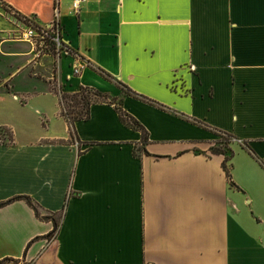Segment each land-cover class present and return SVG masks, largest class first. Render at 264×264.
<instances>
[{"label":"crops","instance_id":"1","mask_svg":"<svg viewBox=\"0 0 264 264\" xmlns=\"http://www.w3.org/2000/svg\"><path fill=\"white\" fill-rule=\"evenodd\" d=\"M59 1L79 74L71 55L36 74L31 46L0 38L18 60L0 80V202L60 213L53 230L23 198L0 205V264H264V0ZM54 4L0 0V16L44 24ZM81 86L148 141L102 100L72 136L59 94ZM216 130L236 137L234 184Z\"/></svg>","mask_w":264,"mask_h":264},{"label":"trees","instance_id":"2","mask_svg":"<svg viewBox=\"0 0 264 264\" xmlns=\"http://www.w3.org/2000/svg\"><path fill=\"white\" fill-rule=\"evenodd\" d=\"M121 88H123L124 90V85L121 86ZM133 94L136 95L137 93L133 92ZM59 95H60V104H61L62 113L65 115V117L69 120V122L72 125L70 131L72 136H74L75 133L73 128L74 122L79 119H88L90 115L91 105L97 101L102 100V101L114 103L115 108L119 112L122 121L127 125L141 131L142 133L141 141L143 143H146L148 141V132L146 128L139 122L137 118H135L132 114H130L127 110H125L122 107L121 99H118L115 96H110L109 94L90 86H81L77 91L74 92L62 91ZM215 133L220 138L216 140V144H213L210 147V150L213 153L224 155V159L222 162L223 168L226 172L227 177L230 179L231 183L234 184V181L232 180V173L230 166L231 165L230 160L234 155V149L232 148V146H229L227 144H230L232 141H234L236 137L222 130H216ZM222 134L226 136L223 137ZM11 138H12V131L0 130V143H5L8 139ZM17 198L25 199V201L33 208L35 214L41 219L52 220L54 225L53 230H56L59 224L60 213L50 212L43 214L41 212L40 204L36 200H34L31 196L18 195L6 201H1L0 205L6 204ZM53 230L50 231L49 233L53 232ZM34 239H36V237ZM3 261L4 260H0V262Z\"/></svg>","mask_w":264,"mask_h":264},{"label":"built area","instance_id":"3","mask_svg":"<svg viewBox=\"0 0 264 264\" xmlns=\"http://www.w3.org/2000/svg\"><path fill=\"white\" fill-rule=\"evenodd\" d=\"M86 0H73L72 7L79 11L81 3ZM60 1L55 0L54 14L48 23H38L32 17L23 16L15 11L9 15L12 16L13 34L9 39L16 41H27L31 45L32 52L36 56L41 54L54 55L55 61L59 62L63 55L72 56V74H79L89 63L72 49L69 42L65 39L64 29L61 21ZM8 10V9H7ZM8 39V38H7ZM54 235L48 241L54 239Z\"/></svg>","mask_w":264,"mask_h":264},{"label":"rangeland","instance_id":"4","mask_svg":"<svg viewBox=\"0 0 264 264\" xmlns=\"http://www.w3.org/2000/svg\"><path fill=\"white\" fill-rule=\"evenodd\" d=\"M2 5V4H1ZM3 7L2 8V14H4L5 17L7 13H5V8L4 6H1ZM5 9V10H4ZM9 15V13L7 14ZM13 24L11 23V21L9 19H5L3 18L2 16H0V27H2V30H0V38H10L11 35L13 34L12 30H13ZM11 40V39H10ZM15 41V42H14ZM13 43H27L29 45V47L31 46L27 41H16V40H13L11 41ZM17 43V44H18ZM48 56V57H47ZM31 57H32V61L33 62H36L35 64L36 65H39L42 63L43 67H41L42 69H37L36 70V74H39V75H42L43 77L47 76V75H51L53 74L56 78V72L58 70V64L57 62L55 61L56 59L54 58L55 56L54 55H46V54H41L39 57L35 55L34 52L31 53ZM38 59V60H37ZM44 60V62H41L40 60ZM18 60H16L15 58H11L10 56L8 55H2L1 58H0V80L5 78L4 77V74L6 72L9 71V65L13 62V63H16ZM46 61V62H45ZM15 65V64H14ZM33 66V65H32ZM48 67V69H47ZM34 68V67H33ZM38 75V76H39ZM52 79V78H51ZM52 86L56 87L57 88V83L54 82L52 84ZM222 136H226V135H223ZM217 138H220L217 136ZM223 139V138H222ZM218 140V139H217ZM216 144V142L214 143ZM229 146H231L230 144H227Z\"/></svg>","mask_w":264,"mask_h":264}]
</instances>
